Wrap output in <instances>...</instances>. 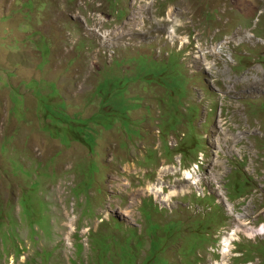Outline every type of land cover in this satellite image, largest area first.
<instances>
[{
    "label": "rangeland",
    "instance_id": "rangeland-1",
    "mask_svg": "<svg viewBox=\"0 0 264 264\" xmlns=\"http://www.w3.org/2000/svg\"><path fill=\"white\" fill-rule=\"evenodd\" d=\"M205 215L264 222V0H0V264H224Z\"/></svg>",
    "mask_w": 264,
    "mask_h": 264
},
{
    "label": "clouds",
    "instance_id": "clouds-1",
    "mask_svg": "<svg viewBox=\"0 0 264 264\" xmlns=\"http://www.w3.org/2000/svg\"><path fill=\"white\" fill-rule=\"evenodd\" d=\"M165 18L169 19L170 16L165 17ZM175 22H176V20H175ZM177 22H178V20H177ZM199 136H200L201 140L203 139L202 144L205 145L204 144V141H205L204 137L201 136L200 134H199ZM188 139L193 142L194 137H189ZM240 175H241V172L237 173V176H240ZM251 185H252V178L250 176H248V174L246 173V174H242L240 179H237L235 181L233 180V187L231 185V189L233 190L234 194H238L239 191L241 193H243L245 191H249V188L251 187ZM243 196L244 195H241V197H243ZM199 200H197V201H199ZM232 200H235V199L232 198ZM214 201H216V200L214 199ZM229 215L232 217L234 215V213H231ZM263 226H264V222L261 225H259L258 227H255L254 225H250L246 229H242V227H240V226L232 227L229 229L219 228L215 232L214 236H212V238L213 239L216 238L217 241L214 244L209 243L208 248H209V246H211L213 248V251H214L213 252L214 256L218 257V255H219V258L221 256L223 261H224V264H229L228 262H230V255L237 257V258H233L232 259L233 261H235L236 259L237 260L242 259L243 256L238 251L240 248L239 244L244 240V238L252 240V242H257V243L263 242L264 241V232L262 233V230H260L261 227H263ZM256 229L260 230V234L258 236H255ZM253 246H255V245H253ZM208 248L204 252H208Z\"/></svg>",
    "mask_w": 264,
    "mask_h": 264
},
{
    "label": "trees",
    "instance_id": "trees-1",
    "mask_svg": "<svg viewBox=\"0 0 264 264\" xmlns=\"http://www.w3.org/2000/svg\"><path fill=\"white\" fill-rule=\"evenodd\" d=\"M201 202L202 201L199 200V203H201ZM6 218H7V224L9 223L11 225V219H12L11 216L10 217H6ZM4 220H6L5 217H4ZM194 221H195V229H196V233H197V235H196L197 241L200 240V241H202V242H204L206 244H209V243H213L214 244L217 241V239L216 238L213 239L212 236H214L215 233L212 234L210 232H216V229H218L220 227L219 225L221 223L219 222L218 218L216 216L212 217V215H208V216L205 215V217L199 218L198 221H196V220H194ZM178 225H183V227H184L185 223H184V221H182V222L178 223L177 225H171V229H172L173 232L180 230ZM115 226L120 228V225L117 222H116ZM12 227H14V226H12ZM12 227L10 228V230L8 232L13 230ZM12 233H13V231H12ZM91 234L92 233L90 232L89 235L91 236ZM12 237H13V235L11 237H9V238L11 239ZM127 241H128L127 242L128 244L132 245V242L134 240L128 237ZM130 245H128V247ZM138 245H139L138 243L135 244V242H134L132 249L133 250L135 248L139 249L137 247ZM159 245L160 244H158L155 241H153V243H152V245L150 247V251L153 252L155 250H158V248L156 246H159ZM78 246L79 247L77 248V251L79 249V251L81 252L83 250V247L80 244ZM144 246H145V244H144ZM261 246L262 245H260V246H252L250 249L247 250V252H249L250 254L254 255V254H257L258 252L262 251L261 254L264 256V247H261ZM94 248H95V246H94ZM95 249H96V251H98V253H97V256H96L93 264H97V257H98V260H99L100 264H103V262H104V253L107 256L108 253H109V248L105 247V250H106L105 252H104V248H103V250H98L97 248H95ZM260 249H261V251H260ZM158 258L161 259V257H158ZM164 263H165V261H161L160 264H164ZM28 264H29V262H28Z\"/></svg>",
    "mask_w": 264,
    "mask_h": 264
},
{
    "label": "built area",
    "instance_id": "built-area-1",
    "mask_svg": "<svg viewBox=\"0 0 264 264\" xmlns=\"http://www.w3.org/2000/svg\"><path fill=\"white\" fill-rule=\"evenodd\" d=\"M260 230H262V233L264 232V226L263 227H261V229ZM260 230H258V229H256V233H255V236H258L259 234H260ZM224 254V253H223Z\"/></svg>",
    "mask_w": 264,
    "mask_h": 264
},
{
    "label": "bare ground",
    "instance_id": "bare-ground-1",
    "mask_svg": "<svg viewBox=\"0 0 264 264\" xmlns=\"http://www.w3.org/2000/svg\"><path fill=\"white\" fill-rule=\"evenodd\" d=\"M130 209V208H129Z\"/></svg>",
    "mask_w": 264,
    "mask_h": 264
}]
</instances>
